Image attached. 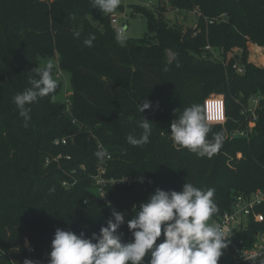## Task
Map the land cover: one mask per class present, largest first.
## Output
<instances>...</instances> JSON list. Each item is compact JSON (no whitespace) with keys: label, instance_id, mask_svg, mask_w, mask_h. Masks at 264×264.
<instances>
[{"label":"trees","instance_id":"trees-1","mask_svg":"<svg viewBox=\"0 0 264 264\" xmlns=\"http://www.w3.org/2000/svg\"><path fill=\"white\" fill-rule=\"evenodd\" d=\"M133 8L147 18L155 42L118 41L112 14L93 0H0V264H49L56 229L88 238L106 226L112 210L124 213L118 233L131 242L127 221L133 207L156 189L179 192L185 182L214 188L218 211L211 222L237 195L264 190V101L253 125L242 114L251 98L264 97V67L248 61L250 45L264 47V0H158L154 11ZM182 10L197 14L194 27L166 19L168 12ZM89 16L104 29L94 28ZM90 35L91 47L84 44ZM207 46L215 57L203 54ZM234 49L240 53L227 57ZM39 57L55 58L67 74L71 106L60 101L58 82L54 98L30 106L32 119L25 126L12 101L30 87L29 74L39 78L31 73L41 68ZM235 64L243 68L241 75ZM191 81L198 90L188 93L185 84ZM211 96L223 97L225 121L212 124L207 138L222 132L224 141L212 157H199L174 144L169 125L192 104H200L204 114ZM146 101L152 107L139 113ZM141 116L152 123L150 142L133 146L127 137L142 134ZM206 116L222 117L221 98L207 102ZM63 139L65 145L55 144ZM98 143L111 156L108 177L143 176L152 185L107 187L111 207L106 205L91 180L100 160ZM22 152L34 162L27 180L18 174ZM73 179L74 187L62 186ZM258 211L264 216V202ZM256 231H264V221L249 222L250 238ZM162 240L163 233L157 244Z\"/></svg>","mask_w":264,"mask_h":264},{"label":"clouds","instance_id":"clouds-1","mask_svg":"<svg viewBox=\"0 0 264 264\" xmlns=\"http://www.w3.org/2000/svg\"><path fill=\"white\" fill-rule=\"evenodd\" d=\"M93 3L102 12L110 14L117 10L121 0H93ZM79 35V31L74 33L75 37ZM116 38L121 42L125 40L123 29L118 31ZM94 40L95 36L90 35L84 44L91 47ZM53 71L52 62L43 68L32 69L31 73L35 72L39 78L29 74L30 87L13 97L12 102L25 126L32 119L30 106L38 98H54L58 82ZM151 107V102L146 101L142 106L138 105V111L143 113ZM141 118L138 126L142 134L138 138L127 137L133 146L150 142L152 123ZM219 119L222 117H206L200 104H192L170 123V138L179 148L210 158L221 149L224 141L222 132L215 133L212 139L207 138L213 120ZM214 195V188L205 190L187 182L179 192L156 189L138 209L133 207L135 211L127 221L131 242H124L122 234L118 233L125 224V216L115 210L106 226L88 238L84 232L77 235L73 231L56 229L49 264H145L146 255L149 257L147 264H218L222 250L228 247V235L220 225L209 223L218 211ZM162 233L163 240L157 244ZM24 264L34 262L25 259Z\"/></svg>","mask_w":264,"mask_h":264},{"label":"built area","instance_id":"built-area-1","mask_svg":"<svg viewBox=\"0 0 264 264\" xmlns=\"http://www.w3.org/2000/svg\"><path fill=\"white\" fill-rule=\"evenodd\" d=\"M209 24H213V21H210ZM110 26L118 34L120 29H123L118 23L116 17H110ZM236 52L231 56L240 53L239 50L235 49ZM204 52H211L214 56L212 49L210 47H205ZM169 54V53H168ZM227 56V57H231ZM203 58L205 56L203 55ZM233 69L237 74L243 73V68L238 64L233 65ZM61 71L58 66H56V76L60 75ZM62 88H64V103L67 105V109L71 106L70 96L72 93L67 90V85L65 81H61ZM216 98H221L222 106V119L218 121H213L212 124H222L224 123V99L222 96H217L212 98L209 101H214ZM264 101V97H256L250 100L249 105L246 106L242 112L244 116H247L248 123L253 125L256 122V111L260 101ZM206 102V104H207ZM207 117V116H206ZM244 136V132L239 134ZM62 145L66 144V140L61 141L56 140L55 144L59 143ZM97 149L103 155H100V160L96 164L95 174L91 176L92 185L97 190L99 198L106 204L111 205L110 202L106 199L105 189L107 187H114L115 185L123 186H151L152 180L143 176H121L118 178L108 177L107 171L109 166V161L111 156L104 149L101 143L97 144ZM61 156H57L59 159ZM67 160H70V157H66ZM48 164V161H46ZM143 178V182H140ZM76 179L68 182L64 181L62 186L65 188H72L76 185ZM264 202V190H256L250 195H237L228 210L223 212L219 217H217L211 223H215L226 229L228 235V247L222 250L221 259L226 260L225 264H261L264 261V231H256L253 235V239L249 236V222L253 221L256 224H261L264 221V216L258 211L259 207ZM221 264V263H218Z\"/></svg>","mask_w":264,"mask_h":264},{"label":"rangeland","instance_id":"rangeland-1","mask_svg":"<svg viewBox=\"0 0 264 264\" xmlns=\"http://www.w3.org/2000/svg\"><path fill=\"white\" fill-rule=\"evenodd\" d=\"M157 3L158 0H121L120 6L117 8L115 12L111 14L112 16L117 18L119 25L121 27H124L123 30H124L125 40L122 42H125L127 40H137V41L142 40L150 43L155 42V38L149 32L147 18L145 17V15L141 13H133V9H134L133 7H137V9L146 8L148 11H154V8L156 7ZM196 16L197 14L194 11L182 10L179 13H177V11L168 12L166 14V19L171 24H178V25H183L185 28H191L194 27L196 24ZM87 21L94 28H98L100 31L104 29L99 18L97 17L89 16L87 18ZM235 52H236L235 49L231 50L227 54V56H231ZM48 62H52L54 67L57 66L55 58H50V59H44L42 57L38 58V65L41 68H43ZM58 72H60V75L56 76L55 73L54 79H56L57 82L65 81L67 85V90L70 91L71 86L67 74H65L62 71H58ZM185 89L188 91V93L196 92L198 90V84L195 81L188 82L185 84ZM63 94H64V88H62L61 96L59 97L60 101H64ZM215 97L217 96H211L208 100ZM206 102L207 101L204 102L205 116H206ZM20 155H21V163L18 165V174L21 178L27 180L28 177L31 175L34 162L32 161V158L28 152H22ZM14 191L21 192L22 190L18 188H14ZM24 191L25 190H23V192ZM209 223H211V221H209ZM26 247L28 248L29 251H31V247L28 244V242H26ZM148 258L149 257L146 255L145 264H147Z\"/></svg>","mask_w":264,"mask_h":264},{"label":"crops","instance_id":"crops-1","mask_svg":"<svg viewBox=\"0 0 264 264\" xmlns=\"http://www.w3.org/2000/svg\"><path fill=\"white\" fill-rule=\"evenodd\" d=\"M248 61L258 67H264V47L250 45L248 51Z\"/></svg>","mask_w":264,"mask_h":264},{"label":"water","instance_id":"water-1","mask_svg":"<svg viewBox=\"0 0 264 264\" xmlns=\"http://www.w3.org/2000/svg\"><path fill=\"white\" fill-rule=\"evenodd\" d=\"M124 28V27H123Z\"/></svg>","mask_w":264,"mask_h":264}]
</instances>
